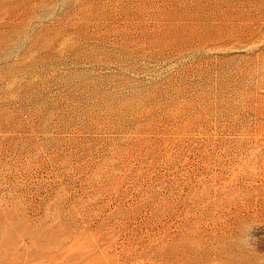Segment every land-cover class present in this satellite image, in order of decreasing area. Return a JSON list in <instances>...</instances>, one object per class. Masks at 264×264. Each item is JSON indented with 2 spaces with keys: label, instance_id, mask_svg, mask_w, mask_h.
<instances>
[{
  "label": "rangeland",
  "instance_id": "374dc122",
  "mask_svg": "<svg viewBox=\"0 0 264 264\" xmlns=\"http://www.w3.org/2000/svg\"><path fill=\"white\" fill-rule=\"evenodd\" d=\"M0 264H264V0H0Z\"/></svg>",
  "mask_w": 264,
  "mask_h": 264
}]
</instances>
